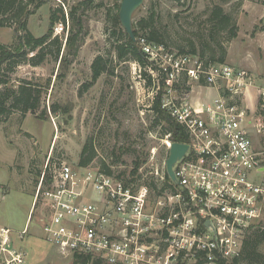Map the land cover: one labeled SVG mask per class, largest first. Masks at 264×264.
<instances>
[{
  "label": "built area",
  "instance_id": "2783aa9c",
  "mask_svg": "<svg viewBox=\"0 0 264 264\" xmlns=\"http://www.w3.org/2000/svg\"><path fill=\"white\" fill-rule=\"evenodd\" d=\"M140 45L154 60L164 49L144 38ZM189 56L158 66L169 83L161 106L189 145L174 168L176 181L165 166L169 135L166 155L154 159L152 152L137 167L106 172L62 163L52 172L50 166L48 179L42 173L33 208L41 195L42 237L62 256L88 257L84 264H233L245 237L264 225V78L225 62L191 63ZM182 75L217 95L193 107L189 90L173 87ZM10 236L0 227V263L23 264L25 253Z\"/></svg>",
  "mask_w": 264,
  "mask_h": 264
},
{
  "label": "rangeland",
  "instance_id": "374dc122",
  "mask_svg": "<svg viewBox=\"0 0 264 264\" xmlns=\"http://www.w3.org/2000/svg\"><path fill=\"white\" fill-rule=\"evenodd\" d=\"M44 1L28 16L27 27L34 36L47 32L52 9L62 6L67 13L71 6L84 0ZM120 3L121 0H90L81 5L77 14L82 16L83 25L72 48H64L71 20L68 19L64 29L57 22L52 27V36L57 34L63 41L59 60L48 56L40 65L22 63L10 73L8 85L15 86L19 80L27 79L43 89L41 106L36 112L24 116L15 112L0 121V227L11 230L12 246L25 253L23 264H73L72 259L59 254L42 237L45 203L41 195L31 208L46 165L51 166V172L62 163L77 166L88 137L98 154L90 165L105 163L123 170L134 166L137 157L147 164L152 152L154 159L164 157V138L150 129L153 120L150 106L158 94L160 102H164L168 88H158V72L149 66L114 56L117 36L112 32L118 27L111 24L109 13L118 12ZM214 5L230 14L238 27L236 37L226 42L225 63L264 78V0H144L132 20L137 22L154 10L170 41H178V36H172L177 34L185 38L196 36L197 41L194 34L197 30L208 39L206 20L208 9ZM0 42L8 45L15 42L12 27H0ZM62 55L65 58L60 62ZM99 55L111 59L108 65L112 72L102 73L79 94L82 85L91 80V64ZM173 55L179 56L174 47L168 46L155 60H150L157 66H168L176 59ZM189 57L191 63L199 60L198 55ZM149 76L156 77L154 85H149ZM185 84L190 89L197 85L191 79H186ZM214 94L213 91L211 96ZM53 103H58L61 111L53 113ZM64 108L69 111L63 112ZM22 230L25 232L20 234ZM260 250L264 254V242Z\"/></svg>",
  "mask_w": 264,
  "mask_h": 264
},
{
  "label": "trees",
  "instance_id": "16d2710c",
  "mask_svg": "<svg viewBox=\"0 0 264 264\" xmlns=\"http://www.w3.org/2000/svg\"><path fill=\"white\" fill-rule=\"evenodd\" d=\"M90 0H84L78 6H71L67 13L62 6L52 9L50 14L49 28L46 33L40 36H34L28 29V16L31 15L37 8L44 4V0H0V27H12L15 31V42L13 44H4L0 42V121L7 120L15 112H19L24 116L27 112L34 113L41 106V98L43 89L41 85L32 82L31 80L21 79L15 86L8 85L10 73L22 63H28L32 66H37L43 63L48 56L59 60L63 41L61 36L53 35L52 27L54 24L62 23L65 28L67 18L71 20V28L65 42V47L72 48L77 41L78 34L81 32L83 19L78 13L81 5L88 3ZM119 8V7H118ZM119 12V11H118ZM118 12L113 15L109 13L110 22L114 27H118L117 31L113 30L112 35L116 34V42L113 45L114 56L119 60H134L141 66H149L150 69L158 72V82L155 78L148 77L149 85L158 83V88L169 86L166 80L165 73L161 68L155 65L154 60H150L142 51L140 39L144 38L146 42L164 47H174L175 53L178 55H198L199 60L205 66L211 63H224L227 57L226 42L237 35L238 27L233 17L224 11L219 5H214L208 9L207 15V30L208 39L200 36L198 30V40L184 35L178 36V41H170L169 34L162 29L157 21V15L154 10H151L147 17L140 18L137 22H133V34L135 40L129 37L124 30L119 27ZM68 16V17H67ZM174 16H177L175 14ZM224 39V40H222ZM200 41L201 44H198ZM50 45H53L51 48ZM64 56H61L60 62L64 61ZM111 59L105 58L102 55L96 56L91 64V80L82 85L79 94L83 90H87L97 78L104 72H112V67L108 64ZM146 75V72H144ZM186 76L182 75L178 82L173 83V87L190 90V85H186ZM185 85V86H184ZM159 95V94H158ZM154 97V101L150 106L153 112V120L150 129L157 132L160 138L169 135L172 141H186L187 133L184 128L178 124L170 113L162 108L159 96ZM51 111L57 113L61 111V106L58 103L51 105ZM64 108L63 112H68ZM163 154L166 155L165 150ZM97 152L93 140L88 137L80 151L78 157L79 166L90 165L96 158ZM142 160L138 157L134 162V166L140 165ZM49 163L52 164L53 162ZM104 171L109 172L108 164L102 163L99 165ZM50 166L46 168V179ZM133 169L132 172H135ZM36 206V204H35ZM34 206V207H35ZM264 242V225H259L245 237L241 253L239 257L233 260V264H264V254L260 250V245ZM89 260L88 257L73 258V264H84ZM94 264L98 262L94 261Z\"/></svg>",
  "mask_w": 264,
  "mask_h": 264
},
{
  "label": "water",
  "instance_id": "95a60500",
  "mask_svg": "<svg viewBox=\"0 0 264 264\" xmlns=\"http://www.w3.org/2000/svg\"><path fill=\"white\" fill-rule=\"evenodd\" d=\"M144 0H121L120 8L118 12L119 22L124 32H126L130 38L135 40L133 34V20L132 16L134 11L142 5ZM264 25V18H263ZM168 155L165 160V166L168 176L176 181L174 175V168L177 163L184 157L189 151V145L187 143L172 141L170 142ZM210 223L208 222V225Z\"/></svg>",
  "mask_w": 264,
  "mask_h": 264
},
{
  "label": "crops",
  "instance_id": "0c3cea01",
  "mask_svg": "<svg viewBox=\"0 0 264 264\" xmlns=\"http://www.w3.org/2000/svg\"><path fill=\"white\" fill-rule=\"evenodd\" d=\"M213 91L215 94L213 97L211 96L213 94ZM217 95V91L212 87L207 86H192L191 89L188 92L187 95V101L195 108H200L203 104H206L208 102H211L212 99ZM210 97H212L210 99ZM33 207V201L31 208Z\"/></svg>",
  "mask_w": 264,
  "mask_h": 264
}]
</instances>
